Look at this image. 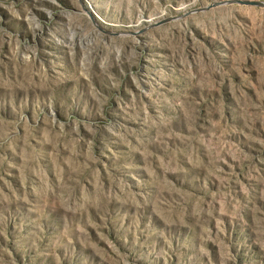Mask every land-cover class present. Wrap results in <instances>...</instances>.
<instances>
[{"label":"rangeland","instance_id":"rangeland-1","mask_svg":"<svg viewBox=\"0 0 264 264\" xmlns=\"http://www.w3.org/2000/svg\"><path fill=\"white\" fill-rule=\"evenodd\" d=\"M219 1L0 0V264H264V8Z\"/></svg>","mask_w":264,"mask_h":264},{"label":"water","instance_id":"water-1","mask_svg":"<svg viewBox=\"0 0 264 264\" xmlns=\"http://www.w3.org/2000/svg\"><path fill=\"white\" fill-rule=\"evenodd\" d=\"M231 4H237V5H243V6H252V7H257V8H264V1H254V0H225V1L215 2V3L210 4L209 6H206L204 8H200V9L193 10L192 13L204 12V11L209 10L212 7L224 6V5H231Z\"/></svg>","mask_w":264,"mask_h":264}]
</instances>
